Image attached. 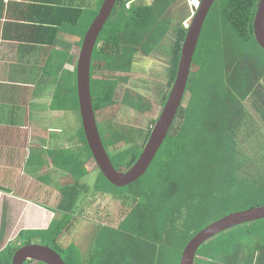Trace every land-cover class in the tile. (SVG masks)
I'll list each match as a JSON object with an SVG mask.
<instances>
[{
    "label": "trees",
    "instance_id": "obj_1",
    "mask_svg": "<svg viewBox=\"0 0 264 264\" xmlns=\"http://www.w3.org/2000/svg\"><path fill=\"white\" fill-rule=\"evenodd\" d=\"M161 1L166 0H155V4H161ZM259 1L215 2L213 14H210L205 25V36L200 40L197 53L193 57L194 60L196 56L204 59L201 67L203 71L197 75H200V80L208 79L203 83L201 92L192 96L189 94L179 109L178 119L171 126L166 142L154 163L155 168L151 169L146 180L123 188H129L121 194L124 198L123 204L130 209L122 224V229L127 230L126 233L121 229L114 236L112 233H97L93 256L88 264H181L186 246L198 232L228 215L234 207L246 204L250 194L258 196L264 202V169L257 179L256 174L253 176L251 171L238 167L242 156L236 152L234 145L248 118L249 110L244 104V101H248L247 97L253 96L254 109L264 119V105L259 106V102L264 103V93L255 89L258 81L253 77L264 75V58L259 53L264 55V51L254 35ZM49 3L53 6L46 9L56 13V20H41L38 24L40 26L33 27L41 32H52L46 42H41L52 47V53L41 73V82L53 83L51 109L75 112L78 119L75 127L70 130L62 129L61 133L66 139H73V143L76 141L77 147L76 150L66 151L67 154L76 155H71L72 159L66 158V165L71 168L75 184L60 191L61 202L54 212L58 211L61 216L55 220L50 233L56 240L77 223L78 215L84 213L82 203L85 199L90 197V203L95 195L81 183L87 176L84 164L92 158L83 134L77 88L78 55L87 28L81 38L77 31L87 20H90L88 26L92 24L103 0H53ZM148 11L146 8L141 16H136L137 22L134 18L129 23L122 21L128 33L133 34L131 44L138 45L140 42L138 33L145 35L148 32L155 36L159 32L156 21L155 24L152 22L156 20V16ZM113 17L114 13L111 18ZM188 17L189 12L185 10L182 22ZM111 18L97 39L91 68L98 67L101 61L116 65V62L121 63L123 58H128L122 53L124 46L119 48L128 35L116 32L117 20L113 22ZM130 27L138 30L131 31ZM177 31L171 84L176 78L187 28L180 25ZM62 34L64 37L61 38ZM250 46L257 49L250 50ZM213 55L221 58L218 61L221 67L215 69L216 71L207 69L209 62L215 64ZM192 74H195L194 70ZM196 79L195 76L191 84ZM108 86L99 80L94 81L92 99L95 112L106 106L108 100L111 103L110 93L105 96ZM72 133L74 136H70ZM253 134L254 130L248 128L243 136L249 137ZM128 142L130 140L116 133L102 138L107 155L109 158L113 157L110 159L111 163L119 171L121 166L130 169L138 161V148L134 152L129 150L116 153L117 145ZM79 173L80 178L77 175ZM99 176L95 186L97 189L101 181L108 187L119 189L106 182L100 173ZM129 198H132V202H128ZM262 205L264 203L253 204L249 208ZM244 210L246 209L243 208L240 212ZM196 225L197 230L192 229ZM42 234L46 233L42 231ZM65 251L70 264H82L74 244ZM244 252L248 255L245 264H264V220L234 228L203 244L197 253L195 264H239V258ZM11 256V248H8L2 256L4 262L0 260V264H5Z\"/></svg>",
    "mask_w": 264,
    "mask_h": 264
},
{
    "label": "crops",
    "instance_id": "obj_2",
    "mask_svg": "<svg viewBox=\"0 0 264 264\" xmlns=\"http://www.w3.org/2000/svg\"><path fill=\"white\" fill-rule=\"evenodd\" d=\"M51 1L0 0V171L13 172L10 184L13 191L0 188L1 213L8 212L14 219L7 240L19 231L39 232L51 225L62 197L61 190L56 192L52 188H56L54 179L62 174L65 181L67 175L74 178L66 165V151L70 148L60 146L62 139L66 141L61 134L63 130L51 126L54 115L67 112L51 109L53 83L41 82V73L52 53L50 44L41 42H46L52 32L33 28L40 26L41 20H56V13L46 9L53 6ZM87 163L84 164L87 176L81 181L92 176L96 185L98 173L93 175ZM49 175L53 184L44 195L39 190L43 185L38 178ZM36 189L33 195L42 198L40 201L28 197Z\"/></svg>",
    "mask_w": 264,
    "mask_h": 264
},
{
    "label": "flooded vegetation",
    "instance_id": "obj_3",
    "mask_svg": "<svg viewBox=\"0 0 264 264\" xmlns=\"http://www.w3.org/2000/svg\"><path fill=\"white\" fill-rule=\"evenodd\" d=\"M197 1H198V5H195L197 4ZM197 1L196 3L191 2V6H190L191 12H189V17L183 22L181 18L184 17L185 10L188 11L186 0H169V2L167 0L161 1L162 8L159 9V12L153 13L156 16L155 21L157 23V27H159V32L157 31V34L155 36H152V34L148 32L145 33V35H142V34L140 35L138 33L140 37L139 38L140 42H138V45H135V44L130 43V40L133 34L128 33V29L122 23V21L124 23H129L134 18V21L137 22L138 18L136 16L138 15L141 16V12L145 11L146 8L149 9L148 11L149 13L151 9L154 10L155 0H118L116 8H114V11H113L114 17L111 19L113 22L117 20L116 32H118L120 35L122 34L128 35V38H125L122 40L121 42L122 46H119V48L124 46L122 53L123 54L125 53L128 58L127 59L123 58L121 60V63L116 62L118 63L116 65H108L106 62L101 61L98 67H96L95 69L91 68V95L94 92V89H93L94 81L99 80L109 85L105 92V96H108V93H110V96H111V103H110V100L107 101L109 102L110 108L108 107V105H106L100 108L99 110H96L95 112L101 140L102 138H104L105 135L110 136L116 133V135L118 134L122 136V138H126L130 140V142L131 141L133 142V144H129L130 142H128V144L120 143V145H117L116 146L118 149V152H116L117 154L129 151V150H133L134 152L136 148H138V151L140 152L138 160L143 154V150L150 140V137L152 134V127L154 126V124L158 121L159 117L161 116L164 105L170 95V92H171V89L174 83L172 82L171 84V80H172V75H173V70H174L173 52L177 45V39H178L177 30L180 25L181 26L183 25L185 28L188 29L191 23V20L193 16L195 15L194 9L197 10L199 7L200 0H197ZM218 1L219 0L216 1V4ZM214 8H215V4L214 6L211 7L209 16L210 14H213ZM175 9L177 10V13H175ZM209 16H208L207 21H205L203 25V29L200 34V38H199L197 48L195 50V54L197 53V49L200 45V40L204 38V37L202 38V35L205 36V29H207L205 28V25H207V22L209 21ZM130 30L137 31L138 28L130 27ZM102 33L100 35H102ZM182 46H181V49H182ZM117 52L121 55L120 51H117ZM163 55H165V58H169V60L166 65L164 63L162 64L166 66V71L159 72L158 67H157L158 62H157V59L155 60V58L161 57ZM220 59H221L220 56L213 55V62L215 64H217ZM201 67L202 65H200L198 69H201ZM192 69L194 71L197 70L196 64L192 63ZM192 69H191V72L193 71ZM253 77L256 78V81H258L255 89H257L259 92L264 93V75L263 76L261 75L260 77L256 75ZM188 86H189V82H188ZM188 91H189V87H187L186 93H188ZM252 98L253 96L247 97L248 101H244V104L247 106L249 110V113L247 115L248 118L246 119L245 124L241 128L242 134L239 136L237 140H235V144H234L236 148V152H239L242 156L240 158L241 161L238 162V167L244 170L247 167H249L248 158L244 155L245 150H246L245 143L247 139H250L251 141H253L251 144L256 145V147L257 145H259L260 152L264 154V127L261 129H258V128L254 129L258 125V124L256 125V122L254 119L256 117H259L262 121H264V119L260 117L258 113H256V110L254 109V101L252 100ZM183 103H184V99H183ZM261 105L263 106L264 103L259 102V106ZM144 107L147 109V111H145ZM127 112L133 113V118L130 120L129 124L126 123L124 120L125 116L127 115ZM149 114L151 116L148 120L149 122H147L146 124L144 122L146 121L144 116L149 115ZM177 119L178 118L176 115V118L174 119L172 126L175 124V121ZM248 128L253 129L254 134L249 137L244 135L245 136L244 137L243 134L246 132ZM254 135H256L255 138H253ZM166 139L164 140L161 148L166 142ZM161 148L159 149L158 153L156 154L154 160L152 161L151 165L147 169L146 173L139 179V181L146 180V177L151 172V169L155 168L154 163L158 157V154ZM112 158L110 157L111 160ZM262 161H263V165L262 164L259 165L260 172H263V169H264V158H262ZM88 162L92 163L91 161H88ZM137 163L138 161L136 162V164ZM132 168L127 169L121 166L120 168L121 171L117 169L116 170L121 174H126ZM96 173H99V172H96ZM103 195H109V193H105ZM117 196H120V198H122L121 195H117ZM104 198L105 197L103 196V199ZM123 201H124V198H122V204H123ZM128 202H132V198H129ZM6 203H7L6 201H3V204H6ZM130 204L131 203H129V205ZM90 206L91 207H89V205L86 206V209L89 212L84 216L81 215L82 217L91 218V215L89 214H92V213L90 212L89 209L90 208L95 209L96 205L92 203ZM108 207H109V203L102 202L101 205L98 207V209L97 208L96 209H97V212H99V210H101L102 212H105L108 209ZM123 207H124V210L125 208H127L126 215H124L125 218L122 219V222L117 227H112L111 225H109V223H107L110 213H106V214L102 213L101 215L96 214V217L99 218L98 223H100L98 224L99 230L96 233H99V232L103 234L112 233V235L114 236L117 233L118 234L120 233V229L123 230L124 233H126L127 230H125L124 228L122 229V224L125 222L127 218L126 217L127 212L130 209H129V206L124 205V204H123ZM83 209H85V207ZM1 219H2L3 224L0 228V260L4 262V259L2 258V256L6 253L8 248H11V251H12V256L10 260H8L5 264H12L13 255L19 248L23 246H27V245H33V244L50 247L62 257V259L64 260L66 264H70L67 261L68 256L65 254L66 253L65 250H68V247H63V245L59 242V240L63 234L75 233L76 231L73 230V228L76 224L71 226L69 230H66L62 235H60V237L54 240V242H52V245L33 242V240H30V241H26V243H24L23 245L17 244L18 247H16V246H11V244L14 243L15 240L22 235V231H19V233L16 236L7 240V238L10 235L11 230L14 227L13 225L14 219L10 215L8 216V212H5L4 214L2 213ZM3 238L7 240L6 244H4ZM72 244H74L77 247L78 252L80 254V259H81L82 264H88V262L91 260V257L93 256L92 254H93L94 241L91 243V245H89V248L85 250V253H82L81 251L82 249L75 242L70 243V245ZM24 264H45V263L34 261V260H28L24 262Z\"/></svg>",
    "mask_w": 264,
    "mask_h": 264
},
{
    "label": "water",
    "instance_id": "obj_4",
    "mask_svg": "<svg viewBox=\"0 0 264 264\" xmlns=\"http://www.w3.org/2000/svg\"><path fill=\"white\" fill-rule=\"evenodd\" d=\"M217 0H200L198 9L187 29L181 49L176 78L170 95L164 105L161 116L154 124L148 144L138 163L126 174L119 173L113 167L98 132L95 119L93 100L91 95V65L93 52L97 39L102 33L108 20L116 8L118 0H103L98 15L86 31L81 45L77 64V88L79 114L87 147L91 153L92 161L103 178L118 188L127 187L137 181L146 173L167 137L174 119L182 105L191 74L193 57L197 48L201 31L209 12ZM254 35L256 42L264 51V0H260L254 21ZM264 219V206L252 208L238 213H231L216 220L197 233L186 246L181 264H195L197 253L201 246L211 239L228 232L234 228L260 222ZM34 260L45 264H66L62 257L53 249L43 245H27L19 248L13 258L12 264H24Z\"/></svg>",
    "mask_w": 264,
    "mask_h": 264
},
{
    "label": "rangeland",
    "instance_id": "obj_5",
    "mask_svg": "<svg viewBox=\"0 0 264 264\" xmlns=\"http://www.w3.org/2000/svg\"><path fill=\"white\" fill-rule=\"evenodd\" d=\"M187 1V6H188V12H191V9H190V6H191V2H194V0H186ZM159 3V2H157ZM155 4V7H154V10L151 9L150 10V13H157L159 12V9L162 8V5L161 4ZM175 13H177V10L175 9ZM154 15V14H153ZM179 17V16H178ZM89 21L90 20H87L85 22V24L82 25V27L80 29H78V35H80V38H81V35L83 32H85L86 28L88 30L89 26ZM153 24H155V20H152ZM151 22V23H152ZM91 24V23H90ZM86 30V31H87ZM86 33V32H85ZM204 37V35H202V38ZM250 50H254V49H257V48H252V46L249 47ZM81 51V50H80ZM164 53V52H163ZM162 53V54H163ZM261 57L264 58V55L259 52ZM80 54V52H79ZM79 57V55H78ZM157 59V67H158V70L159 72H162V71H166V64L169 60V58H165V55L161 56V57H158V58H155V60ZM208 59V57H207ZM156 62V61H155ZM203 62H204V59H201L199 58L198 56L195 57V60H193V63L196 64L197 66V70L195 71V74H190V77H189V91L188 93H186L184 95V102L185 100L189 97V94L190 96H192L194 93H198V92H201V87L203 85V83L205 81H207V79H201L200 80V75H197V74H200L203 70L201 69H198L200 65L203 66ZM165 64V65H162V64ZM210 67V68H209ZM209 67L207 69H211L213 71H216L215 69L217 68H220L221 65L220 63H217V64H210L209 62ZM193 70V69H192ZM195 70V69H194ZM163 75V74H162ZM196 76V82H192V80L194 79V77ZM158 80V79H157ZM191 84V86H190ZM50 94H51V91H48ZM194 97H197L194 96ZM93 100V99H92ZM108 107L110 108L109 106V103L107 104ZM182 105H183V101H182ZM181 105V106H182ZM94 109V107H93ZM145 111H147V109L144 107ZM94 114H95V111H94ZM150 114L149 115H146L144 116L145 120L144 121L146 124L147 122H149V118H150ZM133 118V113L132 112H127V115L125 116L124 120L126 123L129 124L130 120ZM95 119H96V116H95ZM152 119V118H151ZM255 122H256V125L257 127H255L254 129H261L264 127V121H262L259 117H256L255 119ZM96 123H97V120H96ZM78 124V119H77V113L75 112H67V113H62L60 116L58 115H54L52 117V124L51 126H56L57 129H67V130H70V128H73L75 127L76 125ZM97 127H98V124H97ZM56 129V130H57ZM55 130V129H53ZM99 132V130H98ZM69 135V133H67ZM190 134L192 135L193 133L190 132ZM74 134H70V136ZM100 135V134H99ZM69 137V136H68ZM67 137V138H68ZM256 135L253 136V138H255ZM72 142V143H71ZM253 141H251L250 139H247L246 143H245V146H246V150H245V153L244 155L248 158V163H249V167H247L245 170L246 171H251L250 174H252L253 176H255L256 174V177L257 179L262 175V172H260V169H259V165L262 164L263 165V161H262V158H264V154L260 152V146L257 145H254V144H251ZM60 146L64 148H70L71 150H76V147H77V144H76V141L73 143V139H71L70 137L68 139H66V141H64V139L61 140L60 142ZM71 155L73 156H76L75 153H71ZM70 154H67V157H71L72 159V156ZM58 163V162H56ZM87 169L91 172V173H94L93 175L96 176V167H94V165H92V163H87ZM35 173L38 174V171L37 169L35 170ZM78 177L80 178L81 176V173L77 174ZM59 177L57 178V180L54 179L55 184H56V188H54L52 186L53 182L51 181V177L52 175H49L48 177H45L43 179L41 178H38L39 179V182L43 185L39 188V190L45 195L46 192H47V189H49L51 186L53 189L57 191H60L62 189H65L67 187H73V184H75V181H74V178H72V176H69L67 175V180L65 181L64 180V175H58ZM62 178V179H61ZM97 179H100V176H99V173H98V177ZM83 184H85L88 188H90V191L91 192H94L95 195L93 197V200L92 202L88 203L91 199L90 197L86 198L85 201L82 203V206L83 208L85 207L84 209V214H81V215H86L89 211L86 209V206L89 205V207H91L90 205L94 202V205L96 206H100L101 203L103 202H106V203H109V207L108 209L105 211V212H102L101 210H99L98 214L101 215L102 213H110V216L108 217V222L109 225H111L112 227H117L121 222H122V219L125 218L124 215H126V211H127V208H125L124 210V207H123V204H122V198H120V196H117V195H121L123 194L124 192H126L127 190H129V188L127 189H123V188H119V189H113V187H108L106 185L105 182L101 181L100 183V187L98 186L99 189H97V187H95V182H94V179H92V176L89 177V179H86L85 181H81ZM13 183V172L11 171H0V188H5L6 190L8 191H13L12 188H10V184ZM97 183V182H96ZM93 186V187H92ZM10 188V189H9ZM37 192V189L33 192V193H28L30 197V199L32 200H35V201H40L42 200V198H38L37 196H34L33 194H35ZM105 193H109V195H103ZM54 194V192H53ZM111 195V196H110ZM103 196L105 197L103 199ZM247 203L244 204L242 203L239 206H236L234 207L229 214L231 213H238L240 212L243 208H245L246 210L247 209H251L249 207H251V205H261L263 204V200L261 198H259L258 196L256 195H253V194H250L248 195V199H247ZM53 203H55V197L52 201ZM100 203V205H99ZM264 206V205H262ZM97 207V209H98ZM97 209L93 210V211H90L92 213V216L91 218H85V217H81L79 216V218L77 219V223L76 225L74 226L73 230H75L76 232L71 234H63L62 237H60V240L59 242L63 245V247H69L70 246V243L72 242H75L77 245L80 246V248L82 249V253H85V250L87 248H89V245H91V243L95 240L96 238V235L99 230L98 228V223L99 222V218L96 217V214H93L95 212H97ZM241 209V210H240ZM89 210H92L91 208ZM108 211V212H107ZM245 211V210H244ZM2 211L0 210V228L3 224L2 222ZM55 218L54 220H51V225H49L47 228H45V230L43 232H45L46 234H42V231H34V230H29V231H24L22 233V235L20 237H18L14 243L11 244V246H17V244H24L26 243V241H30V240H33V242H38V243H44V244H51L52 245V242H54V238L53 236L50 234L51 233V228L52 226L54 225L55 223V220L61 216V214L56 211L55 212ZM105 216V215H104ZM264 220V219H263ZM261 222V220H260ZM103 223V222H101ZM207 223V222H205ZM203 223V224H205ZM256 223V222H255ZM198 226L196 225L194 228V230H197ZM6 238V237H5ZM4 239V244L7 243V240ZM3 244V243H2ZM2 246V245H1ZM247 253H242V255L240 256L239 258V264H245L246 261H247Z\"/></svg>",
    "mask_w": 264,
    "mask_h": 264
},
{
    "label": "bare ground",
    "instance_id": "obj_6",
    "mask_svg": "<svg viewBox=\"0 0 264 264\" xmlns=\"http://www.w3.org/2000/svg\"><path fill=\"white\" fill-rule=\"evenodd\" d=\"M194 3H196V0H194ZM198 5V4H197Z\"/></svg>",
    "mask_w": 264,
    "mask_h": 264
}]
</instances>
